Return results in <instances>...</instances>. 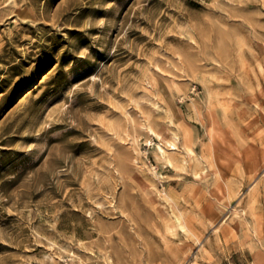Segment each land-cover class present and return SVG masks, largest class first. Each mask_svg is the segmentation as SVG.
I'll return each mask as SVG.
<instances>
[{
  "label": "rangeland",
  "instance_id": "1",
  "mask_svg": "<svg viewBox=\"0 0 264 264\" xmlns=\"http://www.w3.org/2000/svg\"><path fill=\"white\" fill-rule=\"evenodd\" d=\"M0 264H264V0H0Z\"/></svg>",
  "mask_w": 264,
  "mask_h": 264
},
{
  "label": "bare ground",
  "instance_id": "2",
  "mask_svg": "<svg viewBox=\"0 0 264 264\" xmlns=\"http://www.w3.org/2000/svg\"><path fill=\"white\" fill-rule=\"evenodd\" d=\"M207 87V89L209 90L208 91V95H209V99L211 100L212 98H214L215 96H216V92H213V91H211V88L209 87V86H206ZM209 100V101H210ZM211 102V101H210ZM210 105V104H209ZM188 150H189V152L190 153H192V149L189 147L188 148ZM160 151L163 153V154H166V153H164L165 152V150L164 149H162V148H160ZM191 155V154H190ZM164 156V155H163ZM172 207V206H171ZM177 220H179L178 219V217L175 215L174 216ZM181 228L183 229L184 228V226L183 225H181Z\"/></svg>",
  "mask_w": 264,
  "mask_h": 264
}]
</instances>
